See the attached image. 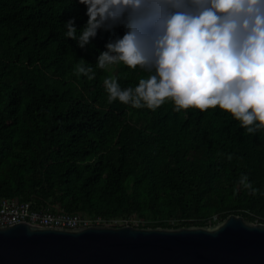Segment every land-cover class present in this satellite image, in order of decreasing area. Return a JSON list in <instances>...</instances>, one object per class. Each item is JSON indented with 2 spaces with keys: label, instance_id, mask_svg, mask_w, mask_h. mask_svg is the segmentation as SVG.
Returning a JSON list of instances; mask_svg holds the SVG:
<instances>
[{
  "label": "trees",
  "instance_id": "trees-1",
  "mask_svg": "<svg viewBox=\"0 0 264 264\" xmlns=\"http://www.w3.org/2000/svg\"><path fill=\"white\" fill-rule=\"evenodd\" d=\"M86 13L79 0H0V201L111 225L203 226L232 213L264 223V130L248 134L218 106L109 103L106 78L127 89L150 73L122 62L98 68L127 29H100L80 48L65 24L74 19L79 36ZM82 59L95 79L75 74ZM242 174L256 195L239 184Z\"/></svg>",
  "mask_w": 264,
  "mask_h": 264
},
{
  "label": "clouds",
  "instance_id": "clouds-1",
  "mask_svg": "<svg viewBox=\"0 0 264 264\" xmlns=\"http://www.w3.org/2000/svg\"><path fill=\"white\" fill-rule=\"evenodd\" d=\"M87 6V24L77 36L69 20L65 36L80 48L123 24L122 38L106 44L97 67L123 63L150 73L138 86L122 89L114 78L104 86L108 102L155 111L166 101L175 111H207L217 106L230 113L248 134L264 130V0H79ZM77 76L95 79L82 59ZM228 159L231 161L232 156ZM239 184L256 195L247 175Z\"/></svg>",
  "mask_w": 264,
  "mask_h": 264
},
{
  "label": "water",
  "instance_id": "water-1",
  "mask_svg": "<svg viewBox=\"0 0 264 264\" xmlns=\"http://www.w3.org/2000/svg\"><path fill=\"white\" fill-rule=\"evenodd\" d=\"M0 264H264V223L229 214L180 227L0 226Z\"/></svg>",
  "mask_w": 264,
  "mask_h": 264
},
{
  "label": "built area",
  "instance_id": "built-area-1",
  "mask_svg": "<svg viewBox=\"0 0 264 264\" xmlns=\"http://www.w3.org/2000/svg\"><path fill=\"white\" fill-rule=\"evenodd\" d=\"M20 221L41 226L63 227L109 224L99 215L69 213L53 210L48 206L36 208L30 201H20L17 197L2 198L0 201V226L12 225ZM113 223H118V221L113 220Z\"/></svg>",
  "mask_w": 264,
  "mask_h": 264
}]
</instances>
